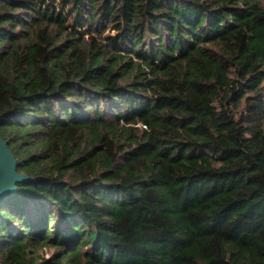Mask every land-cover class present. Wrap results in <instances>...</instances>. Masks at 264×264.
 <instances>
[{"label": "trees", "instance_id": "obj_1", "mask_svg": "<svg viewBox=\"0 0 264 264\" xmlns=\"http://www.w3.org/2000/svg\"><path fill=\"white\" fill-rule=\"evenodd\" d=\"M0 264H264V0H0Z\"/></svg>", "mask_w": 264, "mask_h": 264}, {"label": "water", "instance_id": "obj_2", "mask_svg": "<svg viewBox=\"0 0 264 264\" xmlns=\"http://www.w3.org/2000/svg\"><path fill=\"white\" fill-rule=\"evenodd\" d=\"M32 179L26 173L19 172L17 160L8 145L0 136V203L9 193L18 189V183Z\"/></svg>", "mask_w": 264, "mask_h": 264}]
</instances>
